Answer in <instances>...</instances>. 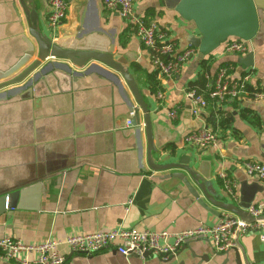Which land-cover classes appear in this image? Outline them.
Instances as JSON below:
<instances>
[{
  "label": "crops",
  "instance_id": "1",
  "mask_svg": "<svg viewBox=\"0 0 264 264\" xmlns=\"http://www.w3.org/2000/svg\"><path fill=\"white\" fill-rule=\"evenodd\" d=\"M33 1L45 32L47 0ZM89 2L69 0L57 43L107 50L113 40L114 54L134 77L155 114L153 136L160 151L174 147V158L191 155L196 162L207 161L218 193L232 204L259 208L264 215V181L248 178L239 165L243 161L264 164V107L247 98L217 103L206 97V86L222 65L231 68L230 78L250 75V85L264 89V0H255L260 8V30L249 42V52L227 55L221 46L206 58L208 72H203L196 56L172 79L158 76L159 88L154 95L146 81V75L153 72L148 51L102 0L95 1L96 21ZM160 2L133 0V6L137 15L154 21L181 49L190 47L188 40L198 35L194 25ZM35 46L18 0H0V72ZM249 54L252 67H247ZM56 62L61 65L32 79L30 85L22 82L0 90V238L30 244L116 228L178 233L212 226L227 214L205 201L206 208L202 207L179 181L147 168L142 118L139 114L138 139L131 125L133 112H129L121 89L134 101L120 77L121 87L97 70L86 72L69 61ZM202 74L210 83L200 94L206 106L195 117L184 95ZM170 111L176 113L175 118L169 117ZM200 127L216 134L214 149L198 150L182 144L186 134ZM220 172L235 183L236 200L224 192ZM14 191L20 194L9 208L8 198ZM261 235L264 229L249 228L239 237V247L224 254H215L205 239L193 241L167 260L153 255L123 257L112 250L91 255L71 254L64 246L59 250L65 256L63 264H197L204 255L209 261L201 264H235V254L246 264H261ZM0 264L12 263L0 260Z\"/></svg>",
  "mask_w": 264,
  "mask_h": 264
},
{
  "label": "built area",
  "instance_id": "2",
  "mask_svg": "<svg viewBox=\"0 0 264 264\" xmlns=\"http://www.w3.org/2000/svg\"><path fill=\"white\" fill-rule=\"evenodd\" d=\"M102 3L107 10L117 13L148 51L151 66L159 77L172 79L179 75L184 65L197 56L196 49L192 47L181 49L154 21L137 15L133 0H102ZM47 5L49 10L45 21V33L53 43L57 42L58 29L67 17L69 0H47ZM249 49V42L233 38L226 42L223 50L227 55H241L249 52ZM230 70L231 68L227 66L218 69L211 85L206 86V97L217 103L247 98L264 107V89L252 87L250 75L237 79L230 78ZM184 96L190 103L191 114L195 117L199 116L200 110L206 106V100L194 89L186 90ZM168 115L170 118H175L176 113L170 111ZM216 143V134L205 127H200L182 138L184 146L198 150L214 149ZM239 165L248 178L264 181V164L243 161ZM218 178L224 192L231 200H236L235 183L224 172H220ZM247 211L253 218L262 215L261 209L252 206H249ZM249 228L264 229V222L247 225L227 213L212 226H199L178 233L116 228L91 234H71L62 240L50 238L30 244L5 236L0 238V260L12 264H63L65 256L60 253L61 246L66 247L71 254L77 255H91L112 250L123 257L143 258L144 254L149 253L167 260L175 256L183 246L202 239L210 243L215 254H224L235 249V238L238 241ZM260 238L264 241L263 235Z\"/></svg>",
  "mask_w": 264,
  "mask_h": 264
},
{
  "label": "water",
  "instance_id": "3",
  "mask_svg": "<svg viewBox=\"0 0 264 264\" xmlns=\"http://www.w3.org/2000/svg\"><path fill=\"white\" fill-rule=\"evenodd\" d=\"M89 1L94 6L97 21L98 8L95 4L96 0ZM18 3L25 17L29 34L36 46L34 50L25 53L8 70L0 72V90L22 82H26L25 86L30 85L32 79H37L42 74L51 72L53 66L61 65L56 62L58 60L69 61L76 68H86V72L97 70L102 75L113 78L121 87L120 77L134 101L132 103L125 91L121 89L129 112H133L134 121L131 125L136 128L138 139H141L140 129L138 128L139 114L142 118L147 168L152 172H165L167 179L179 181L197 199L199 205L204 208L208 203L215 209L237 217L247 225L259 221L264 222V215L253 218L247 211L249 206L241 207L232 204L221 193H218L207 161L196 162L191 155L174 158L175 152L160 151L159 146L154 142L153 136L152 121L155 114L150 112V107L134 77L119 61V57L114 54L113 40L107 50H100L97 47L77 49L72 46L63 47L57 42L52 43L39 23L34 1L18 0ZM160 4L162 7L174 11L181 20L194 25L198 35L191 36L188 45L197 50V58L200 61L219 49L229 39L234 38L250 42L259 34L260 8L255 0H161ZM34 54L35 59L32 60ZM251 60L252 55L249 54L247 67L253 66ZM65 67L67 73H71L70 67ZM18 194H20V191H14L9 196V208L14 207L13 201ZM3 201L6 203V198ZM235 243L239 247L237 238H235ZM149 256L150 254L146 253L143 258ZM235 260V264H246L244 258H240L238 254H235ZM200 261L197 264L208 262L209 259L204 255Z\"/></svg>",
  "mask_w": 264,
  "mask_h": 264
},
{
  "label": "trees",
  "instance_id": "4",
  "mask_svg": "<svg viewBox=\"0 0 264 264\" xmlns=\"http://www.w3.org/2000/svg\"><path fill=\"white\" fill-rule=\"evenodd\" d=\"M120 41H121V45H123L122 43H124V40H122V36H120ZM226 42L221 45L223 49H224V47L226 45ZM209 56H207L206 58H208ZM206 58L200 61V64L203 67V72H208V59L206 60ZM222 66H225V65H222ZM135 69L138 70V67L135 66ZM157 77H158V73L154 69H153L152 73L146 75V81H147V83L149 85L148 86L149 91L153 95L158 91V88H159V82H158ZM208 83H210V81L204 79V76L202 74V75H199L197 81H195L194 83H191L189 85V89H194L199 95L200 94L202 95V93L204 91V88H205L206 84H208ZM166 151L174 153L175 152V148L174 147H169V148H166Z\"/></svg>",
  "mask_w": 264,
  "mask_h": 264
}]
</instances>
